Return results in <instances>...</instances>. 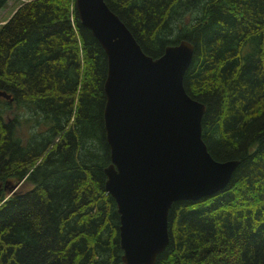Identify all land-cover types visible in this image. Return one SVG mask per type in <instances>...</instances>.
I'll return each instance as SVG.
<instances>
[{
  "label": "trees",
  "instance_id": "obj_1",
  "mask_svg": "<svg viewBox=\"0 0 264 264\" xmlns=\"http://www.w3.org/2000/svg\"><path fill=\"white\" fill-rule=\"evenodd\" d=\"M104 1L153 58L194 45L183 86L206 106L202 140L238 160L224 189L172 203L156 264H264V0ZM74 2L27 0L0 25V264H122L106 58Z\"/></svg>",
  "mask_w": 264,
  "mask_h": 264
},
{
  "label": "water",
  "instance_id": "obj_2",
  "mask_svg": "<svg viewBox=\"0 0 264 264\" xmlns=\"http://www.w3.org/2000/svg\"><path fill=\"white\" fill-rule=\"evenodd\" d=\"M74 6L106 58L103 124L110 163L104 189L119 214L121 262L155 264L169 244L172 203L224 189L238 160L214 159L202 140L206 106L183 86L194 53L189 40L153 58L104 0H75ZM0 97L12 100L4 90Z\"/></svg>",
  "mask_w": 264,
  "mask_h": 264
},
{
  "label": "rangeland",
  "instance_id": "obj_3",
  "mask_svg": "<svg viewBox=\"0 0 264 264\" xmlns=\"http://www.w3.org/2000/svg\"><path fill=\"white\" fill-rule=\"evenodd\" d=\"M22 2H25V0H8L7 4L2 9H0V25L11 16V14L17 9L18 6L21 5ZM39 119L42 120V117ZM31 126L36 128L34 125Z\"/></svg>",
  "mask_w": 264,
  "mask_h": 264
},
{
  "label": "bare ground",
  "instance_id": "obj_4",
  "mask_svg": "<svg viewBox=\"0 0 264 264\" xmlns=\"http://www.w3.org/2000/svg\"><path fill=\"white\" fill-rule=\"evenodd\" d=\"M168 231H169V228H168ZM169 242H170V234H169ZM162 254V253H161ZM159 256V255H158ZM158 258V257H157ZM157 261V260H156ZM156 264V263H155Z\"/></svg>",
  "mask_w": 264,
  "mask_h": 264
},
{
  "label": "crops",
  "instance_id": "obj_5",
  "mask_svg": "<svg viewBox=\"0 0 264 264\" xmlns=\"http://www.w3.org/2000/svg\"><path fill=\"white\" fill-rule=\"evenodd\" d=\"M25 1H27V0H25Z\"/></svg>",
  "mask_w": 264,
  "mask_h": 264
}]
</instances>
